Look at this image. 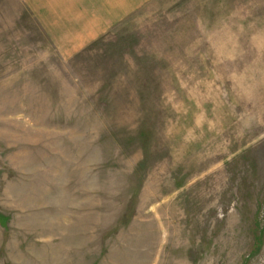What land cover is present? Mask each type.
<instances>
[{
  "label": "rangeland",
  "instance_id": "374dc122",
  "mask_svg": "<svg viewBox=\"0 0 264 264\" xmlns=\"http://www.w3.org/2000/svg\"><path fill=\"white\" fill-rule=\"evenodd\" d=\"M0 264H264V0H0Z\"/></svg>",
  "mask_w": 264,
  "mask_h": 264
}]
</instances>
